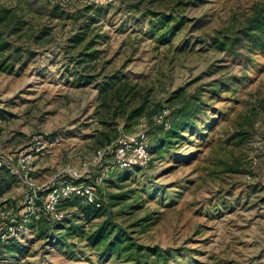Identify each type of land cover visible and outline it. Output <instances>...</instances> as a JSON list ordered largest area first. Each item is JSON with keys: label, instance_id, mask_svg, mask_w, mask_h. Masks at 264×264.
<instances>
[{"label": "rangeland", "instance_id": "rangeland-1", "mask_svg": "<svg viewBox=\"0 0 264 264\" xmlns=\"http://www.w3.org/2000/svg\"><path fill=\"white\" fill-rule=\"evenodd\" d=\"M186 1L0 0L10 45L0 55V168L14 176L0 196V229L34 211L13 251L0 250V264H264V50L229 55L202 43L243 28L264 0ZM148 10L173 19L163 29ZM82 13L97 18L87 37L98 34L96 70L77 73L83 44L71 48L69 37ZM181 16L184 24L165 32ZM114 72L134 86L128 110L145 100L126 127L99 107ZM162 110L169 130L153 120ZM101 116L113 121L114 138L141 125L150 161L112 169L97 185L112 161L108 148L80 181L94 188L100 217L85 223L86 202L70 197L56 220L43 211L45 188L104 148ZM69 221L83 231L61 236ZM50 222L58 231L46 229ZM103 223L110 236L90 245L87 233ZM115 235L125 240L120 250H105Z\"/></svg>", "mask_w": 264, "mask_h": 264}, {"label": "trees", "instance_id": "trees-1", "mask_svg": "<svg viewBox=\"0 0 264 264\" xmlns=\"http://www.w3.org/2000/svg\"><path fill=\"white\" fill-rule=\"evenodd\" d=\"M198 0H189L186 1V5H197ZM92 6L85 7L82 11L90 9ZM128 7L132 9H136V11H140V9L135 4H130ZM80 12V11H79ZM155 12H148L144 13L143 15L145 17H148L149 15L157 16L159 17L158 21L163 26L162 28L165 29L166 25L172 21V16H166L165 14L156 15ZM84 17V20L79 24L78 31L71 35L69 37V47L76 48L77 46L83 44L82 48L79 50V53L77 54V59H75L74 63L78 65V69H76V72H92L96 70V64L95 62H91L95 59V55L97 53V50L93 48V45L95 41L98 38V34H94L91 37H88L90 32L92 31V25L97 22V18L95 16H86L84 13H82V16ZM9 18V10L8 9H0V55H3L9 48L10 45L6 40L3 39L4 35V28L6 27V22ZM77 17L76 19H78ZM184 18L180 17L178 18L173 25L169 27L167 31H171L174 29L180 28L182 24H184ZM198 21L196 20L191 28L197 29L195 25L197 26ZM202 27V26H201ZM3 29V30H2ZM210 42H202L206 43L207 45H210L211 47L217 49L218 51L226 52L229 55H237L236 52L237 47L245 48L248 52H251L253 49H259L264 50V11L262 9H257L255 13L251 16L249 21L244 25L243 28H239L235 31H216L215 34L209 39ZM2 60H0V64H2ZM4 67V66H3ZM84 77H90L95 78L96 75L100 74H84L81 73ZM89 75V76H88ZM122 74L120 72H114L113 74L106 76L107 82H104V85L100 88L99 97L101 99L100 102V108L103 113L110 114L111 119L120 117L124 120V127L129 125L130 122H133L136 118H138L144 109L145 106V100H142L141 104L132 108H129L128 106L132 103V100L135 98L136 93H134V86L129 84L126 79L122 78ZM197 108H194L192 111L194 114L197 112ZM189 116L184 113L181 116L182 120H185ZM104 117H100V123L106 128L105 132H101V138L99 139V145L100 148L112 145L116 138H114V133L112 129L113 121H105L103 120ZM179 124L176 125V127ZM171 126V125H170ZM162 131L164 128L162 126H159ZM170 137V136H167ZM137 167V166H135ZM133 168V167H131ZM130 169V168H129ZM13 175H11L6 170H3L0 168V196H2L12 185L13 181ZM97 198V197H96ZM99 207H95L91 204L84 203L83 206H79L80 215L83 216L85 223L92 221L93 219H96L100 217L99 213ZM54 225V226H53ZM58 224L55 222H50L48 227L46 229H50L52 226L54 227V231L59 229ZM88 225V224H87ZM86 225V227H87ZM82 224H76L69 221L66 226H64V231L61 234V236H65L69 234H77L76 229L79 231H83L84 227H82ZM97 229V230H96ZM93 231H90L87 233L86 240L89 242L90 245H99L102 242L106 241V239L110 236L111 233L106 232L105 230V224L99 225L98 228H96ZM52 230V231H53ZM58 231V230H57ZM49 234L46 235V237H50ZM49 239V238H47ZM17 240L15 238H10L7 242L3 243L2 246H0V250H7L12 252L13 248L11 247ZM123 238H117L116 235L113 236V238L109 239L104 244L105 250H111L114 252V250L119 249L120 245L124 243ZM11 244V245H10ZM116 252V251H115ZM119 253V252H116ZM129 256V254L127 255ZM130 260L129 261H134ZM137 260V259H136ZM135 260V262H136Z\"/></svg>", "mask_w": 264, "mask_h": 264}, {"label": "built area", "instance_id": "built-area-1", "mask_svg": "<svg viewBox=\"0 0 264 264\" xmlns=\"http://www.w3.org/2000/svg\"><path fill=\"white\" fill-rule=\"evenodd\" d=\"M167 115V112L161 111L153 116V120L156 123H161L162 126L167 129L168 124L164 122L163 117ZM110 149L111 162L110 166L101 167L100 171L95 176V184H102L108 177V173L115 170H126L131 167H144L150 161V155L148 153V141L145 129L140 125L138 130L133 133H122L119 135L112 145L97 150L88 161L81 164L79 169L68 166L62 177L69 178V180L58 181V179H52L45 188V198L43 202V211L49 214L52 218L60 220L63 217V213L58 210V205L61 200L70 197L82 198L87 204H91L95 207H99L95 191L92 186L80 183V181L88 174V167L90 164H98L101 159L107 153V149ZM1 166V161H0ZM31 214H34L33 209L28 207L20 220L13 221L5 225L0 229V244L7 242L10 238H18L24 223L28 221Z\"/></svg>", "mask_w": 264, "mask_h": 264}]
</instances>
